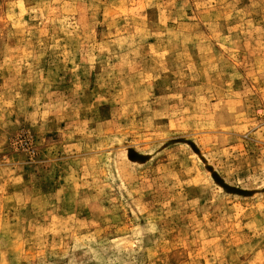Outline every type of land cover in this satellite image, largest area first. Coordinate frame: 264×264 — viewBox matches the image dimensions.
<instances>
[{
  "label": "rangeland",
  "instance_id": "obj_1",
  "mask_svg": "<svg viewBox=\"0 0 264 264\" xmlns=\"http://www.w3.org/2000/svg\"><path fill=\"white\" fill-rule=\"evenodd\" d=\"M0 264H264V0H0Z\"/></svg>",
  "mask_w": 264,
  "mask_h": 264
}]
</instances>
